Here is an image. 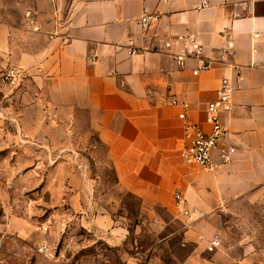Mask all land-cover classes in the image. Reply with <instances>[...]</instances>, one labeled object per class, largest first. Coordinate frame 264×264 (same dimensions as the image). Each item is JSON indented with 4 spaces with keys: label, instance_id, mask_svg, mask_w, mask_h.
I'll list each match as a JSON object with an SVG mask.
<instances>
[{
    "label": "crops",
    "instance_id": "1",
    "mask_svg": "<svg viewBox=\"0 0 264 264\" xmlns=\"http://www.w3.org/2000/svg\"><path fill=\"white\" fill-rule=\"evenodd\" d=\"M13 1L21 17L12 60L37 68L53 112L84 118L83 139L94 136L89 149L102 151L113 177L99 184L117 197L83 204L80 225L111 243L132 241L128 264H264V226L254 223L264 222V0H208L201 10L200 0ZM144 13L158 17L146 30ZM183 34L198 39L209 63L198 76L197 61L178 67L164 53ZM222 78L234 93L220 146L235 154L221 165L214 152V167L203 170L180 157L183 124L170 100L188 103V118L207 130L205 108ZM177 187L191 219L173 207ZM122 199L138 205L137 224ZM214 236L220 247L207 252Z\"/></svg>",
    "mask_w": 264,
    "mask_h": 264
},
{
    "label": "rangeland",
    "instance_id": "2",
    "mask_svg": "<svg viewBox=\"0 0 264 264\" xmlns=\"http://www.w3.org/2000/svg\"><path fill=\"white\" fill-rule=\"evenodd\" d=\"M20 17L13 0H0V264H128V257H137L132 241L111 243L79 223L83 204L103 198L106 206L117 197L103 187L113 177L102 165V151L89 149L94 136L83 139L91 134L84 118L76 124L74 116L53 112L37 68L12 60ZM10 70L19 77L7 78ZM122 200L119 207L137 224L138 205ZM43 243L53 257L38 252Z\"/></svg>",
    "mask_w": 264,
    "mask_h": 264
},
{
    "label": "built area",
    "instance_id": "3",
    "mask_svg": "<svg viewBox=\"0 0 264 264\" xmlns=\"http://www.w3.org/2000/svg\"><path fill=\"white\" fill-rule=\"evenodd\" d=\"M208 0H200L197 10L208 7ZM158 17L155 14L144 13L139 19L138 24L141 29L146 30ZM164 53L169 55L171 60L178 67H183L187 60H195L198 62L196 68L192 70L193 76H198L200 73L209 70L208 62L201 59L203 47L198 39L190 34L175 36L171 40H166L163 43ZM133 54V52H130ZM17 70H10L7 78L15 79L19 77ZM234 87L231 81L227 78H222L219 81L215 91V99L207 103L204 115V124L207 130L188 118L187 112L189 104L184 101H179L175 98L170 100V105L178 108V118L182 122L183 131V147L180 150V157L186 164L196 165L203 170H211L214 165L212 163V155L218 153L221 165H226L231 162L235 149L233 147H221L220 142L225 136V130L221 124V115L227 113L232 108V96ZM173 207L178 214H181L186 219H191L195 212L187 208L185 193L182 188H175L172 196ZM46 227L43 231H46ZM220 247V239L214 236L207 244V252H214ZM38 252L46 257H53L50 248L46 244H41L38 247ZM139 264H148L147 261H142Z\"/></svg>",
    "mask_w": 264,
    "mask_h": 264
}]
</instances>
